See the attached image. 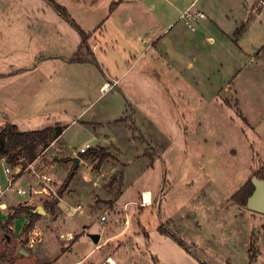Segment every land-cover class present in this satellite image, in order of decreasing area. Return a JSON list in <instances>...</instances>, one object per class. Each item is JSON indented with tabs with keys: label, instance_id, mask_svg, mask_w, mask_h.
I'll return each mask as SVG.
<instances>
[{
	"label": "rangeland",
	"instance_id": "374dc122",
	"mask_svg": "<svg viewBox=\"0 0 264 264\" xmlns=\"http://www.w3.org/2000/svg\"><path fill=\"white\" fill-rule=\"evenodd\" d=\"M54 1L65 6L83 30L101 24L96 32L104 49L98 50L101 61L114 76L121 75L114 91L102 92L96 85L101 78L97 66L79 67L84 81L66 90L60 86L50 105L58 121L67 124L78 115L92 121L114 117L123 103L131 109L122 118L125 135L116 128L120 131L113 132L118 133L115 141L104 132L97 139L89 129L71 125L61 141L39 150L31 169L50 178L45 184L48 194L19 199L7 194L6 215L0 211V264H45L55 257L54 264L78 260V264H108L107 255L116 264H251V245L252 264H264V212L231 199L256 171L264 175V63L251 60L258 49L252 48L253 41L211 44V37L223 36L209 21L214 0H198L196 7L205 14L198 17L200 23L189 24L196 31L187 28L185 16L158 31L159 44L141 53L144 48L130 46L114 20L119 11L130 8L147 16L145 0L138 4L135 0ZM215 1L220 18L241 15L238 0ZM115 2H119L114 6L117 15L112 17L109 8ZM226 2L232 5L231 12ZM26 10H44L48 20L58 14L49 0H0V73H5L0 77V126L10 122L22 131L44 125L43 119L31 114L36 98L29 99L32 108L26 118L23 113L22 95L37 91L32 81L37 69L23 67L40 47L36 34L25 32L30 22L23 16ZM262 30V25L257 26L256 34ZM84 53L81 50L79 55ZM85 142L91 148H104V161L99 163L89 154L82 157L78 150ZM75 157L80 159L76 168ZM15 167L19 169L15 185L38 187V178L27 165L11 164L12 172ZM2 168L0 164L1 182ZM143 189L153 193V205H142ZM144 196L148 202L149 192ZM133 200L135 204L123 208L124 201ZM46 201L57 203L55 215L46 207L30 229L27 212L5 225L18 208L45 207ZM66 209L73 216H65ZM126 213L128 226L123 223ZM101 215L106 216L103 223ZM33 227H39L42 236L29 246ZM66 229L75 233L73 244L65 245L60 238ZM102 229L104 236L114 232L118 236L87 255L95 245L90 234Z\"/></svg>",
	"mask_w": 264,
	"mask_h": 264
},
{
	"label": "crops",
	"instance_id": "0c3cea01",
	"mask_svg": "<svg viewBox=\"0 0 264 264\" xmlns=\"http://www.w3.org/2000/svg\"><path fill=\"white\" fill-rule=\"evenodd\" d=\"M138 4L143 0H135ZM198 0H145V5L148 4V11L147 16L142 15L139 13V10L130 9H123L119 11L117 14L118 16L115 18L114 22L117 23V29L122 30L125 33V38L130 40L132 43L130 46H134V48H138V46L143 47V51L152 50L154 47L159 44V39L157 37L158 31H164L169 29L170 26L174 25L177 21L181 18L185 17L187 13L190 14H197L198 12H203L201 8H197L196 5ZM229 5L228 9L232 7L229 2H226V6ZM239 8H241V15L237 13V15H231V20H229V14H224V17L220 18V14L216 6V1L214 0V7H209V16H210V23L211 26L214 28V31H219L223 36L211 37L209 42L214 44L217 40L222 43L224 46H228L230 44H238L239 40L247 39L252 40V48L257 49L255 56H251V60L255 61L257 58L262 60L264 63V0H238L236 3ZM241 5V6H240ZM208 10V11H209ZM232 9H229L231 12ZM116 9H114L110 15L112 17L115 14ZM227 13V11H224ZM223 12V13H224ZM24 17L28 18L27 23L25 25V32L33 35L36 34V40L40 43V47L36 53V56L31 59L30 63L23 67V70H27L30 67H35L36 75L32 78L34 89L37 90L33 94H26L22 95V103L24 105L25 118L28 116V112H30L32 106V102H29L30 98H36L33 103H35V108L31 112L33 116L39 117L43 119L44 125L40 128L50 127L59 123L63 127V131L61 135L52 141V143H58L61 141L65 130L71 126L76 125L79 128L89 129L91 136L100 139L99 135L109 136L111 141H115L118 137V133H113L114 131L119 132L122 129L121 133L125 135L124 129L121 126L125 124L122 118L128 109L130 108V104L128 105V109L126 108L125 103H123L118 109L114 117H100L97 119L92 120H83V116L78 115L75 117L76 119H72L70 123L61 124V121H58L59 118L55 114L56 110L51 108L54 97L57 96L59 92V87L62 86L64 90L69 89V85L75 84V82L81 84L84 81L83 75H81V70L83 67H92L97 66V70H100L101 78L97 81L96 85L99 84V90L102 92H111L114 91L115 88L118 87V81L121 77L118 73V77L114 76L113 72H110L108 68H104L103 62L101 61L102 58L100 57L98 50L103 51L104 49L101 48V41L96 36V32L101 28L94 32L93 37L88 41L90 52H86L84 56L79 55L80 52L77 54L76 59L75 54L78 50L80 44V36L76 29L68 24V22L62 18L59 14L52 19L48 20L45 16L44 10L42 11H31L26 10L23 14ZM206 16V15H205ZM31 17H35L34 20H31ZM262 18V19H260ZM258 19V23H257ZM187 25L193 24L192 22L200 23L198 17H194L193 19H186ZM222 22V23H220ZM214 24V25H213ZM258 24V25H257ZM35 25V26H33ZM69 25V26H67ZM240 25V26H238ZM263 26L262 32L260 31L259 34L257 32V26ZM98 25H95L91 30H84L86 32H92ZM191 31H196L197 28L194 26L187 27ZM237 28H241L238 33L237 37H233L232 35H236L235 31ZM75 33L77 36H75ZM69 38L73 40V42L69 43ZM75 38V39H74ZM84 51V50H83ZM97 56V57H96ZM94 59V61H89ZM137 59V57H136ZM32 65V66H31ZM91 71L90 68L87 69ZM79 72V73H76ZM5 73H0V77L4 76ZM114 76V79H113ZM107 79L113 80L111 83H108ZM108 84V85H107ZM24 86H28L26 83ZM128 101V100H127ZM131 109V108H130ZM133 111V110H132ZM66 112V111H65ZM84 111H81V114ZM57 116V117H56ZM80 116V117H79ZM107 116V115H106ZM50 119V120H48ZM119 120V121H118ZM117 122V123H114ZM7 123V122H6ZM10 123V122H9ZM79 123V125H77ZM14 124V123H13ZM95 124V125H94ZM18 126V125H17ZM118 128V129H116ZM125 129H129L127 126L124 127ZM106 130V131H102ZM102 132H104L102 134ZM129 135V130H128ZM88 143V142H85ZM84 143V144H85ZM84 144L82 146H84ZM81 147V146H80ZM82 161V160H81ZM145 192H149V200L150 202L148 205L152 204L153 193L149 189H143L139 195L140 201L142 195ZM73 196V195H71ZM130 203L135 204L136 201H124L122 206L123 208H127ZM157 203V200L156 202ZM57 204V203H56ZM54 205L55 206L57 205ZM81 205V204H77ZM144 206V205H143ZM147 206V205H146ZM40 206L36 207L38 209ZM43 212L46 211L44 207H41ZM49 211V209H48ZM42 212V213H43ZM64 215L67 216L65 214ZM50 213V211H49ZM56 213H54L55 215ZM127 214V213H126ZM128 219V226L130 224L128 214L126 216ZM102 223V222H101ZM105 229V228H104ZM104 229L101 230L99 234V239L101 236H104ZM63 232H71L70 230H64ZM118 236L117 233H111L110 235L104 236L102 242L95 244L93 247L90 248L87 255H90L94 250L97 248L102 249L104 246H108L112 238ZM76 237V236H75ZM74 242V241H73ZM73 242H71L73 244ZM72 244L68 248L70 252H72ZM69 253V252H64ZM62 254V253H61ZM85 255L84 258L87 256ZM58 257L53 258L51 264L56 262ZM105 258H110L116 264V261L111 255H107ZM106 260V259H105ZM50 261V260H49ZM81 260L75 261L70 264H78ZM102 261L100 264H103Z\"/></svg>",
	"mask_w": 264,
	"mask_h": 264
},
{
	"label": "trees",
	"instance_id": "16d2710c",
	"mask_svg": "<svg viewBox=\"0 0 264 264\" xmlns=\"http://www.w3.org/2000/svg\"><path fill=\"white\" fill-rule=\"evenodd\" d=\"M53 8L57 11V13L64 18L72 27L76 29L80 36V44L78 50L76 52V56L73 59H76L77 54L84 50L86 52H90V47L88 41L93 37L94 32L100 28L99 24L94 31L86 32L84 31L78 23H76L72 17L69 15L65 6L57 3L54 0H49ZM119 3L115 2L112 3L109 12L111 13L114 9V6ZM241 28H237L235 33L237 34ZM89 61H94L91 59ZM63 131V127L56 123L50 127H44L41 129L36 130H19L18 126L13 123H5L0 126V156L5 157L7 163L9 164H16L20 163L24 167L32 162H34L38 155L39 150L44 149L49 146V144L57 139ZM91 155L97 157L98 162L101 163L106 158L107 154L104 148H89L86 152L81 153L80 155L84 157L85 155ZM81 157V158H82ZM20 160V161H19ZM75 168V167H74ZM72 169L69 173L65 183H69L72 179L75 169ZM255 176H259L264 179V175H261L259 171L254 173ZM64 189L59 191L60 195ZM254 190V186L252 184L251 178H249L242 186H240L234 194H232L231 199L235 203L246 206L247 198L252 194ZM56 204L55 201H46L45 202V209L46 207L49 209L51 214L55 213L54 205ZM27 212L30 215V222L28 223L27 228L30 229L35 220L40 217L37 209L35 210L33 207H21L14 211V213L7 219L5 225H8L13 219L17 217L18 214ZM248 257L249 261L252 264L255 260V250L251 245L248 249ZM52 261H47L45 264H51Z\"/></svg>",
	"mask_w": 264,
	"mask_h": 264
},
{
	"label": "built area",
	"instance_id": "2783aa9c",
	"mask_svg": "<svg viewBox=\"0 0 264 264\" xmlns=\"http://www.w3.org/2000/svg\"><path fill=\"white\" fill-rule=\"evenodd\" d=\"M204 14L202 12H198L196 15L195 14H190L187 13L186 17L188 19H192L194 17H203ZM92 146L89 143H85L84 146H81L78 150V153H84L86 152L89 148ZM20 161V160H19ZM0 164L3 166L2 168V175L4 176L3 182L0 181V211L1 215H6L5 211L7 210V194L11 192L16 199H19L21 197H32L33 195L36 194H41V193H46L48 194L46 185L49 181L50 178L46 174H38L34 170L31 169L33 162L27 165V169H31L32 173L37 176L38 181L37 185L38 187H32L28 186L29 188H25L20 185H15V175H17L19 169L15 167V172H12V169L10 168L11 164L7 163L5 157L0 156ZM18 169V170H16ZM45 185V186H43ZM142 205L148 204V202L145 201L144 195H142ZM82 206L77 205L75 209H78L79 211L81 210ZM65 214L68 217L73 216V211L71 209H66ZM2 216H0L1 219ZM106 220L105 215H101L99 217L100 222H104ZM124 225L126 226L128 224V219L125 218L123 221ZM29 246H33L36 244L38 241L41 240L42 232L39 230V227H33L32 230L29 232ZM60 238L65 242V245H68L71 241L74 240L75 236L71 232H64L60 234ZM106 263L108 264H115L114 262H110V258H106Z\"/></svg>",
	"mask_w": 264,
	"mask_h": 264
},
{
	"label": "water",
	"instance_id": "95a60500",
	"mask_svg": "<svg viewBox=\"0 0 264 264\" xmlns=\"http://www.w3.org/2000/svg\"><path fill=\"white\" fill-rule=\"evenodd\" d=\"M79 158H73L75 162V168L79 163ZM252 184L254 186V190L252 194L247 198L246 206L247 208L256 211V212H264V179L259 176H252L251 177ZM38 213H42L43 209L39 207L37 209ZM90 239L93 243L97 244L99 241V234H90Z\"/></svg>",
	"mask_w": 264,
	"mask_h": 264
},
{
	"label": "bare ground",
	"instance_id": "6f19581e",
	"mask_svg": "<svg viewBox=\"0 0 264 264\" xmlns=\"http://www.w3.org/2000/svg\"><path fill=\"white\" fill-rule=\"evenodd\" d=\"M144 198H145V196H144ZM145 201H146V199H145ZM146 202H147V201H146ZM149 202H150V200L148 201V203H149ZM110 262L113 263L114 261H113L112 259H110Z\"/></svg>",
	"mask_w": 264,
	"mask_h": 264
}]
</instances>
